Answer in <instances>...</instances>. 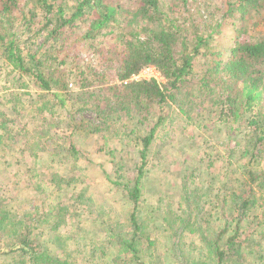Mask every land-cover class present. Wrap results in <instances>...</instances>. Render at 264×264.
<instances>
[{"label":"trees","instance_id":"trees-1","mask_svg":"<svg viewBox=\"0 0 264 264\" xmlns=\"http://www.w3.org/2000/svg\"><path fill=\"white\" fill-rule=\"evenodd\" d=\"M263 11L264 0H134L131 7L116 0H0V66L9 69L6 76L14 81L32 82L38 88L31 119L40 113V125L31 134L23 133L19 153L36 159L44 142L53 141L49 134L55 126L51 122L58 121L56 104L54 111L50 105L47 118L42 110L51 98L65 95L80 98L84 105L94 102L89 107L96 119L87 123L89 128L84 123L78 127L75 116L69 119L68 127L75 132L104 135L115 127L116 136L133 140L137 162L130 168L132 177L123 178L119 172L122 157L113 160V184L131 203L128 229L114 235L111 232L123 227L122 222L109 217L99 221L100 229L107 231L97 240L102 256L117 242V260L151 263V250L158 245L140 204L148 186L157 191L158 200L162 197L158 183L143 180L144 169L157 131L166 129L170 115H175L185 127L195 121L198 128L211 130L210 123L213 132L223 133L225 150L217 158L226 160L228 172L236 176L215 188V178L203 182L182 167L176 206L166 201L154 216L170 238L169 258L175 264H264V35L241 37L242 31L249 33L261 23ZM242 18L244 24L238 27ZM147 65L165 76L163 85L149 79L108 84ZM19 95L12 91L7 99L15 117L0 109V149L9 151V142L23 129L16 119L25 112L22 102L15 103ZM105 97L107 104L102 106ZM43 123L49 125L37 132ZM170 139H177L174 128ZM48 147L51 158L78 157L70 141ZM214 164L208 161L205 169ZM73 178L78 177L53 172V195L59 198ZM73 192L70 204L59 199L35 218L49 233L46 243L29 214L12 215L1 194L0 255L19 257L24 264H71L65 248L68 237L59 229L71 207L84 204L83 188ZM214 200L213 210H205ZM215 211L219 213L213 218ZM90 219L97 221L92 206Z\"/></svg>","mask_w":264,"mask_h":264},{"label":"rangeland","instance_id":"rangeland-1","mask_svg":"<svg viewBox=\"0 0 264 264\" xmlns=\"http://www.w3.org/2000/svg\"><path fill=\"white\" fill-rule=\"evenodd\" d=\"M116 1L127 7L134 5V0ZM260 17L262 18L261 23L252 29L250 28L249 33H243L244 31H242L241 37L247 39L252 37L254 39L259 38L262 33L264 35V11ZM243 19L238 27L244 24L245 19ZM246 23L248 26L249 22ZM235 32L237 31L234 30L231 33ZM37 40L39 41L40 38L38 37ZM224 42H228L227 39H224ZM7 71H9L8 68L0 66V109H5L6 112L11 114V102L7 99L11 100V96L9 95L12 94V91H18L21 95L15 100V103L20 106L22 102L23 111H25L16 117L18 121L17 127H23V129H20L19 134L12 143L9 142V151L7 148L0 149V195L4 194L6 197L4 204L7 210H10L12 215L14 213L21 216L29 214L28 219L33 220V225L38 227V236L46 243L50 241L49 233L44 230L42 223L35 220V218L42 217L48 211L49 207L57 204L59 199L65 200L64 202L66 203L63 204H70L71 196L75 194L73 191H78L83 188L84 204L79 207H71L70 212H67L65 216L64 225L59 229L60 234L68 237L66 240L67 246L65 247L71 253L68 256V260L71 264H134L133 261L127 259H125L124 263L116 259L115 251L117 242L112 244L108 243L109 245L106 247V251H108L107 255L102 256L99 250H97L99 247L97 240L99 241L100 237L107 233L106 230L102 231L100 229V225H98L100 220H105L109 217L125 225L115 228L111 232L114 235L119 236L124 234V229H128L126 223L131 213V203L121 188L113 184L112 180L116 178L113 174L115 168L113 160L119 156L122 157L120 161L122 169L119 172L122 173L123 178L132 177L130 168L137 162L136 154L133 150V140L131 141L130 138H125L124 136H116L115 127L111 128L110 133H105L104 135H89L85 131L83 132V130L75 132V128L68 127L69 119L71 116H75L78 127L81 123H84L89 128L87 123H93L94 119H96L94 111L89 107L94 102L91 101L88 105H84L83 100L80 98H76L75 96L74 98H69V96L65 95L54 100L52 98L50 101L48 100L49 102L43 108L42 113L45 116L44 118L49 117L50 105L53 107L56 104L58 121L57 123L51 122L55 125L49 134L53 139L51 143L65 146L66 142L70 141L76 147L78 157L76 159L73 157L62 158L58 154L57 157L51 158L48 155V145H52L50 141L44 142L43 151L39 152V156L36 159L21 155L22 153L19 152L22 146L21 144H23L21 143L23 133L27 131L31 134L32 130L37 129L40 125V121L38 120V118H41L40 113H38L36 119H31V115L36 114L33 109L34 105L38 104L34 102L38 88L32 82L24 81V84L22 81H14L9 76H6ZM147 75L149 80H155L160 85L166 82L165 76L158 69L150 71ZM116 81L117 79H113L108 84L112 85L111 83H115ZM71 89H75V86H72ZM28 92L32 94V98ZM106 104L107 98L105 97L101 100V105L106 106ZM81 105L85 106L84 108L86 109L83 111L79 110L82 109L80 107ZM19 109L21 110V107ZM54 110L55 108L53 107ZM11 116L13 115L11 114ZM170 117L169 126L166 129L157 131V137L150 146L147 156L148 163L144 169L145 174L143 180L148 179L149 183L153 185L158 183L161 186L160 196L162 197L161 200H158L157 191L151 188L152 186H148L143 192V201L140 204L142 208L141 216L151 221L152 238L158 245L156 247L154 246L151 250L153 257L151 258L150 264L176 263L169 258L170 251L168 244H170V238L166 231L160 230L157 226L154 221L156 217L154 216L158 214V207L162 208L166 201L171 202L173 207L176 206L178 202V185L176 183L181 177L180 174L183 173L182 167H186L187 173L192 172L196 174L197 180L205 182L206 178H215V188H218L219 182L224 181L226 178H235L236 176L228 172V167L225 165L226 160L217 158L219 154L221 155L220 151L222 150L224 152L225 150V146H222L225 142L223 133L216 134L213 132V127L210 123H208V126L211 130H204L198 128L195 121L185 127L180 120H177L175 115H170ZM196 121L198 122V119ZM48 125L49 123H43L37 132L45 129ZM169 127L174 128L177 138L174 142L170 139L171 128ZM202 131L207 133L204 134ZM60 137H63V139H60ZM210 160H215L214 166L205 169L207 162ZM220 166L224 168L221 169ZM53 172H57L62 176L74 175L78 177L73 178L71 180L72 184L61 191L59 198L53 195L55 188L50 180ZM36 186L44 189V191L39 192ZM43 193V196H45L44 201L40 196ZM89 203L90 207L87 208L86 204ZM206 204L205 210H213L212 207L215 204V200L210 203L207 202ZM91 206L97 215V221L92 223L89 221L91 220ZM216 207L217 205H214V208ZM218 213L219 211H215L213 218L217 217ZM217 221L215 220V222ZM190 236L191 239L195 240L194 242H197L196 236ZM184 237L186 238L188 236ZM74 247H76L75 250H73ZM262 249L264 254V245ZM253 257L255 256L253 255ZM253 260L249 259L251 263ZM24 261L26 260H22L19 257L13 258L8 255H0V264H24ZM147 261H150V258Z\"/></svg>","mask_w":264,"mask_h":264},{"label":"built area","instance_id":"built-area-1","mask_svg":"<svg viewBox=\"0 0 264 264\" xmlns=\"http://www.w3.org/2000/svg\"><path fill=\"white\" fill-rule=\"evenodd\" d=\"M156 68L153 65H147L145 67H143L140 71L136 72L135 74H133L131 77L125 79V80H117V84L119 85H124L129 81H135V80H148V73L150 71L155 70Z\"/></svg>","mask_w":264,"mask_h":264}]
</instances>
